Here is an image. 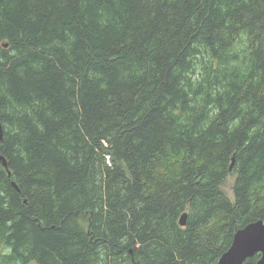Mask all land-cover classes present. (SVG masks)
<instances>
[{
  "label": "trees",
  "instance_id": "1",
  "mask_svg": "<svg viewBox=\"0 0 264 264\" xmlns=\"http://www.w3.org/2000/svg\"><path fill=\"white\" fill-rule=\"evenodd\" d=\"M0 122V264H219L264 221V0H0Z\"/></svg>",
  "mask_w": 264,
  "mask_h": 264
},
{
  "label": "water",
  "instance_id": "2",
  "mask_svg": "<svg viewBox=\"0 0 264 264\" xmlns=\"http://www.w3.org/2000/svg\"><path fill=\"white\" fill-rule=\"evenodd\" d=\"M8 47V44H5ZM0 134L3 138V127L0 122ZM0 162L7 167L6 160L0 157ZM188 214H184L180 220V225H187ZM261 253L262 257L258 264H264V221H257L249 226L240 229L232 243L230 249L224 253L220 264H244L249 258Z\"/></svg>",
  "mask_w": 264,
  "mask_h": 264
},
{
  "label": "rangeland",
  "instance_id": "3",
  "mask_svg": "<svg viewBox=\"0 0 264 264\" xmlns=\"http://www.w3.org/2000/svg\"><path fill=\"white\" fill-rule=\"evenodd\" d=\"M233 182H234V178L230 177L227 181V183L225 184L224 190L226 191V193L233 198V190H232V186H233ZM258 196H261V193L259 194L258 191Z\"/></svg>",
  "mask_w": 264,
  "mask_h": 264
},
{
  "label": "bare ground",
  "instance_id": "4",
  "mask_svg": "<svg viewBox=\"0 0 264 264\" xmlns=\"http://www.w3.org/2000/svg\"><path fill=\"white\" fill-rule=\"evenodd\" d=\"M4 167H5V166H4ZM5 168H8V165H7V167H5ZM185 214H186V213H185ZM183 215H184V214H183ZM183 215H182V216H183ZM182 216H181V218H182ZM259 221H260V220H259ZM261 221H262V220H261ZM256 222H257V221H256ZM253 223H255V222H253ZM251 224H252V223H251ZM249 225H250V224H249ZM249 225H247V226H249ZM181 226H182V225H181ZM247 226H246V227H247ZM182 227H185V226H182ZM244 228H245V227H244ZM258 254H259V253H258ZM223 255H224V254H223ZM223 255H222V257H223ZM222 257H221V258H222ZM220 260H221V259H220ZM219 264H220V261H219Z\"/></svg>",
  "mask_w": 264,
  "mask_h": 264
}]
</instances>
